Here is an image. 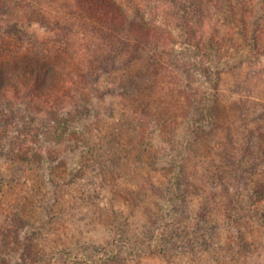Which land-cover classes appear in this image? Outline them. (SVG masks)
I'll return each mask as SVG.
<instances>
[{
	"label": "trees",
	"instance_id": "obj_1",
	"mask_svg": "<svg viewBox=\"0 0 264 264\" xmlns=\"http://www.w3.org/2000/svg\"><path fill=\"white\" fill-rule=\"evenodd\" d=\"M77 181L117 188L113 239L71 237ZM220 225L264 235V0H0V264H176Z\"/></svg>",
	"mask_w": 264,
	"mask_h": 264
},
{
	"label": "rangeland",
	"instance_id": "obj_2",
	"mask_svg": "<svg viewBox=\"0 0 264 264\" xmlns=\"http://www.w3.org/2000/svg\"><path fill=\"white\" fill-rule=\"evenodd\" d=\"M39 31V30H36ZM41 33V32H40ZM42 34V33H41ZM101 115H104V119L107 120L109 118V112L106 105H100ZM117 117L119 115L117 114L114 116L110 123H116ZM109 123V124H110ZM118 123V122H117ZM112 129V128H111ZM115 136L110 137V141L112 143L108 144V146H113L114 144H117L115 137H118L117 134H114ZM134 138V137H133ZM132 138V139H133ZM116 155H122L119 159L120 165L114 169V173H107L108 180L112 182V179H114L113 175H118L120 180L122 181V184L126 183H135L137 179L133 174L131 173V168H129L128 164L126 163V159H124L125 153L124 150L121 148H118L117 150H113ZM132 153V151H129ZM72 156V155H70ZM137 151L134 153L132 157V161L134 163H138L137 159ZM140 166V164H138ZM113 172V171H112ZM87 177L90 176L91 171H86ZM92 178V176L90 177ZM129 180V181H128ZM85 185L87 186L88 183L84 181H77L73 188H67L63 192L64 197H60L59 199V205H63L64 212L68 213V218L70 222L73 221L74 226L70 225L71 229V237H78V231L77 229H83L86 236H96V238H100L103 236H110V239H113L116 235L113 226H116L121 223L120 217L115 218V213H118V211H125L128 210V206L126 203H123L122 199L118 195H112L113 192H115V189H112V183L108 185V188L105 191H99V199H87V195H80V188H85ZM78 186L77 191H73L70 196H65L64 193H69L68 191L74 190ZM53 194V189L50 190L49 195ZM75 197V199H73ZM82 198V199H81ZM193 198V197H192ZM75 202V209H72L70 207V204ZM60 207V206H59ZM190 216V215H189ZM191 217V216H190ZM223 222V221H221ZM256 225H259L261 222V219L256 217V220L252 221ZM253 223V224H254ZM187 226L188 228H183V234L187 236V238H192L191 235H194V229H191L188 224L184 225V227ZM218 226V225H217ZM79 227V228H77ZM139 228L138 226H136ZM76 229V230H75ZM219 232L216 235V239L212 244V247L210 248L211 251L205 252L201 248L192 249L194 252L195 257H193L194 254L191 253V248L186 249L187 252H178L175 251L173 256L175 257V263L176 264H264V235L260 234L258 235L255 233V236L259 243L257 244L258 248L254 250L253 252L249 253L247 251H244L241 249L238 245V242H236L237 238V232L235 228H232L228 231L224 230L221 225L219 226ZM74 230V231H73ZM232 230V231H231ZM73 231V232H72ZM190 233V235H189ZM197 234L199 232H196ZM76 235V236H73ZM128 235H122L123 240H129L126 238ZM249 237L253 240L254 235L250 234ZM178 244L180 243L179 239H176ZM227 242V243H226ZM181 245V243H180ZM183 247L179 246V248L187 247V243L182 244ZM231 252V255L229 253H225L224 250ZM75 250H78V248H75ZM77 252V251H76ZM87 254V253H86ZM186 254V255H182ZM206 254V255H205ZM205 255L204 259L202 256ZM127 256V255H126ZM200 258L198 259V257ZM231 256V257H229ZM75 258L82 259V257H76L75 255L72 256L59 254L54 257H52L50 262H45V264H81L78 263ZM132 258H136L133 256H130ZM234 258V259H233ZM137 260H140L139 258H136ZM162 259V258H161ZM129 260V259H128ZM132 260V259H130ZM161 263L164 261L159 260ZM130 263V261H129ZM88 264V263H87ZM125 264V263H124ZM131 264H137L136 261H132ZM143 264H158L153 260H149V262H145Z\"/></svg>",
	"mask_w": 264,
	"mask_h": 264
}]
</instances>
